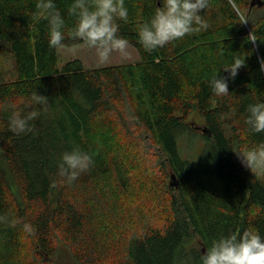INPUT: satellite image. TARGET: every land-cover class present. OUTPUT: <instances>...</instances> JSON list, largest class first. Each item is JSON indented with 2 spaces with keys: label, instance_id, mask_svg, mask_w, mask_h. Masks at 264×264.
Returning a JSON list of instances; mask_svg holds the SVG:
<instances>
[{
  "label": "trees",
  "instance_id": "obj_1",
  "mask_svg": "<svg viewBox=\"0 0 264 264\" xmlns=\"http://www.w3.org/2000/svg\"><path fill=\"white\" fill-rule=\"evenodd\" d=\"M55 2L65 46L78 45L67 37L72 0ZM36 3L0 0V54L12 65L0 66V264H54L60 242L78 264H102L110 253H123L122 264H199L221 235L249 227L264 234V177L236 154L264 142L244 123L248 105L264 100V0H209L206 30L150 54L136 41L137 24L161 2L125 0L120 34L141 60L97 69L78 59L59 67ZM236 58L245 64L232 79L223 68ZM218 74L229 77L222 97L209 85ZM34 91L48 101L35 106L34 130L14 135L8 118L30 110ZM194 113L210 135L202 132L205 144L190 161L178 137L198 134L187 123ZM139 136L158 152L162 174L171 172L170 184L155 171L159 162H141L151 154L141 142L142 156L134 150ZM77 146L93 164L60 183V156Z\"/></svg>",
  "mask_w": 264,
  "mask_h": 264
},
{
  "label": "clouds",
  "instance_id": "obj_2",
  "mask_svg": "<svg viewBox=\"0 0 264 264\" xmlns=\"http://www.w3.org/2000/svg\"><path fill=\"white\" fill-rule=\"evenodd\" d=\"M160 2L162 6L156 7L150 17L137 24L136 41L145 52L150 54L207 29L208 24L201 12L208 8L209 0ZM36 9V18L47 21L48 46L57 50L65 47V19L55 0H37ZM68 14L74 17V24L67 37L78 42L81 47L94 49L99 62H107L113 53L127 55L129 40L120 34V22L127 23L129 19L125 0H72ZM244 64V61L236 58L231 66L223 69L234 79ZM261 70L264 71V63L261 64ZM228 78L218 74L209 81L216 97L230 93ZM47 101L46 96L34 91L25 103V108L30 110L26 113L16 110L9 116V131L17 136L32 132L34 129L30 122L40 115L35 106H42ZM246 113L244 123L248 130L254 134L264 133V100L249 104ZM236 154L242 166L252 175L264 177V142ZM92 164V155L78 146L65 151L57 165L58 175L62 178L60 183L74 182ZM6 219V216H0V222ZM23 227L26 231H32L31 224L25 223ZM199 264H264V234L257 228L249 227L243 232L230 231L221 235L200 255Z\"/></svg>",
  "mask_w": 264,
  "mask_h": 264
},
{
  "label": "rangeland",
  "instance_id": "obj_3",
  "mask_svg": "<svg viewBox=\"0 0 264 264\" xmlns=\"http://www.w3.org/2000/svg\"><path fill=\"white\" fill-rule=\"evenodd\" d=\"M58 55V63L59 67H64L68 62L72 60H80L82 61L84 67L86 69H97V68H105V67H112V66H119V65H127V64H136L140 62L141 58L139 55V52L137 48L129 43V46L127 48V55L122 56L119 53H113L109 60L107 62L101 63L98 61L96 52L94 49H89L86 47H81L78 45L75 46H65L59 50H57ZM0 66L3 68H6L4 70H8L12 67L10 60L7 56L0 54ZM126 111V110H125ZM125 111L123 114H125ZM188 125L191 129H194L198 134L194 135H182L178 137V150L183 159H187L190 161H197L198 157L201 153V150L205 144L203 138L201 137L202 131L201 129L204 128V120L196 113H194L189 120L187 121ZM123 141V139L121 138ZM134 143L136 145V148L134 150L137 153H140L138 151L137 145L141 142V148L146 153L151 154V157L146 158L142 156L141 162L147 164V160L151 159L152 163L159 162V168H156L155 171L161 175V177H164L167 183H171L173 179H171V172H165L162 174V169L160 167L161 161L158 160V152L156 150H153L151 146H149L146 142L147 139H145L142 136L138 137V140L134 139ZM128 147L130 148V144H128ZM150 160V161H151ZM125 235V234H124ZM124 235L122 239L119 241L120 246L122 241L124 240ZM29 241L31 239L29 238ZM58 247V252L55 253V255L52 257V260L54 264H78L77 259L74 257L72 253L65 247V245L60 242ZM31 255V254H30ZM118 256V257H117ZM124 256L123 253H110V256H106L104 259V262L102 264H122L121 258ZM114 257H117L116 260ZM36 258L35 256H31V261H34ZM129 264H133V261H130Z\"/></svg>",
  "mask_w": 264,
  "mask_h": 264
},
{
  "label": "water",
  "instance_id": "obj_4",
  "mask_svg": "<svg viewBox=\"0 0 264 264\" xmlns=\"http://www.w3.org/2000/svg\"><path fill=\"white\" fill-rule=\"evenodd\" d=\"M228 74H229V73H227L226 75H228ZM201 131H202L203 133H208V134L210 135V132H208V131L206 130V128H202ZM242 168H244V167H242ZM177 185H178V183L174 184V186H177Z\"/></svg>",
  "mask_w": 264,
  "mask_h": 264
}]
</instances>
